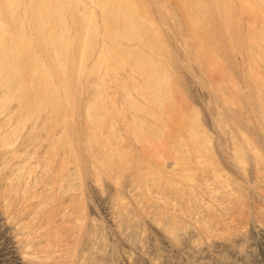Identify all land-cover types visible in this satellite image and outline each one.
<instances>
[{
    "label": "rangeland",
    "instance_id": "obj_1",
    "mask_svg": "<svg viewBox=\"0 0 264 264\" xmlns=\"http://www.w3.org/2000/svg\"><path fill=\"white\" fill-rule=\"evenodd\" d=\"M0 264H264V0H0Z\"/></svg>",
    "mask_w": 264,
    "mask_h": 264
},
{
    "label": "bare ground",
    "instance_id": "obj_2",
    "mask_svg": "<svg viewBox=\"0 0 264 264\" xmlns=\"http://www.w3.org/2000/svg\"><path fill=\"white\" fill-rule=\"evenodd\" d=\"M48 47V46H47Z\"/></svg>",
    "mask_w": 264,
    "mask_h": 264
}]
</instances>
